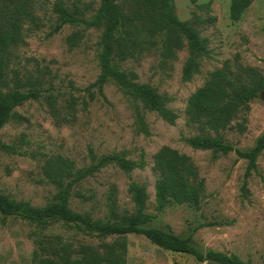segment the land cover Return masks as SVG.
<instances>
[{"label":"rangeland","instance_id":"374dc122","mask_svg":"<svg viewBox=\"0 0 264 264\" xmlns=\"http://www.w3.org/2000/svg\"><path fill=\"white\" fill-rule=\"evenodd\" d=\"M35 6L24 24L23 42L12 51L7 70V91L20 81L28 88L36 80L43 93L14 109V115L0 129V141L13 151H0V193L14 201L43 208L55 201L56 190L44 180L43 165L61 156L76 167H86L95 156L123 153L138 165L126 173L108 166L75 190L69 200L72 211L93 220H106L111 203L117 216L134 211L128 192L130 183L145 188L146 213L153 219L146 228L170 230L188 239L202 254L208 251L237 256L246 264H264V150L257 160V170L244 185L246 161L235 153L214 154L195 150L183 139L199 134L188 123L185 108L189 97L200 89L215 71L230 72L231 77L244 69H254L264 78V0H254L241 20L229 18V0H173L174 11L182 22L194 15L215 21L199 27L208 42V56L199 60V72L183 79L186 49L174 58L163 60L158 48L123 64L137 74V81L156 89L167 99L166 107L175 115L173 124L127 97L111 81L103 89L105 98L89 100L86 89L95 82L100 69L97 60L101 30L65 25L59 31L55 4L90 18L99 0H34ZM209 3V12L197 5ZM128 10L126 0H118ZM29 83V85H28ZM94 91V89H91ZM249 111L234 119L230 128L219 133L234 148L247 150L264 132V90L249 104ZM214 135L213 133H209ZM162 147L186 155L194 163L203 193L198 208L170 205L156 210L154 185L158 177L153 157ZM127 264H211L192 256L173 253L151 244L138 235H127ZM107 239L104 243H110ZM102 242L77 233L69 226L54 224L46 229L17 218L0 217V264H35L34 253L43 248L69 244L77 251L82 245L99 247Z\"/></svg>","mask_w":264,"mask_h":264},{"label":"trees","instance_id":"16d2710c","mask_svg":"<svg viewBox=\"0 0 264 264\" xmlns=\"http://www.w3.org/2000/svg\"><path fill=\"white\" fill-rule=\"evenodd\" d=\"M195 4V0H190ZM254 0H229V18L232 22L241 20ZM128 10H122L118 0H99L98 8L90 18L77 10L70 12L61 2L54 11L58 15L57 32L65 25L82 26L86 30H101L98 42V64L100 73L87 89L89 100L97 96L104 99V86L113 82L127 97L139 102L144 108L158 114L162 120L173 124L176 115L166 107L167 99L156 89L137 81V74L123 68L127 61L140 57L152 48L159 49L163 60L174 58L177 52L186 49L187 58L183 65V79L190 80L199 72V60L208 56V42L200 34L199 27L213 23L215 19H201L194 15L188 22L180 21L174 11L173 0H126ZM34 0H0V129L14 115V109L30 100L41 97L42 84L36 80L23 88L19 80L8 87L7 70L13 49L23 42L25 22L32 17ZM209 12V3L197 5ZM224 70L215 71L205 84L188 99L185 115L188 123L195 125L198 135L184 138V143L195 150H209L214 154L226 155L234 152L238 160L246 161L244 185L251 173L257 170L258 157L264 150V132L254 146L240 150L225 143L219 133L230 128L231 122L241 113L249 111V103L264 90V78L254 69H244L231 77ZM94 89V91H91ZM213 133L214 135H210ZM0 151L11 152L12 148L0 141ZM88 166L78 168L61 156L49 158L43 165L44 180L56 190L53 203L43 208L33 207L27 202L14 201L0 193V217L20 219L26 223L46 229L54 224L71 227L77 233L95 238L102 243L99 247L82 245L77 251L71 245L43 248L44 255L34 253L35 264H127V235H138L151 244L173 253L192 256L198 262L211 264H246L237 256L208 251L202 254L189 243L163 231L144 227L153 217L147 214L148 196L143 186L130 183L128 192L134 207L132 213L117 216L115 204L111 203L110 216L106 220H93L86 214L74 212L69 207L74 194L82 201H88L75 188L93 178L102 169L116 166L128 173L138 167L127 160L123 153L95 156L90 152ZM157 179L154 185L157 211L170 205H190L198 208L203 193V181L198 179L194 163L186 155L169 147L159 149L154 157ZM111 239L110 243H104Z\"/></svg>","mask_w":264,"mask_h":264}]
</instances>
